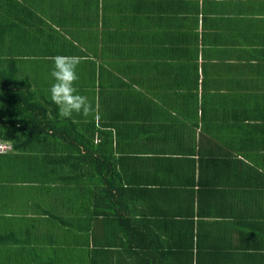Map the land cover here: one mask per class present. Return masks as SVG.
I'll return each mask as SVG.
<instances>
[{
	"label": "crops",
	"instance_id": "0c3cea01",
	"mask_svg": "<svg viewBox=\"0 0 264 264\" xmlns=\"http://www.w3.org/2000/svg\"><path fill=\"white\" fill-rule=\"evenodd\" d=\"M60 1L59 35L0 34V77L35 93L0 97L23 139L0 154V264H264V0ZM55 55L82 57L95 118L60 117Z\"/></svg>",
	"mask_w": 264,
	"mask_h": 264
},
{
	"label": "trees",
	"instance_id": "16d2710c",
	"mask_svg": "<svg viewBox=\"0 0 264 264\" xmlns=\"http://www.w3.org/2000/svg\"><path fill=\"white\" fill-rule=\"evenodd\" d=\"M38 4L37 6V14L27 12L25 9H27L30 5ZM61 1L60 0H0V16H2L1 19L6 21V23H3L0 25V34L6 33V32H19L21 34H25L27 32H30V27L35 26L38 33L41 36H47L49 34L50 36L59 35L58 28H62L64 26V22L56 19L57 14L61 11L60 8ZM17 14V16L20 19H26L29 20L26 24L24 23H10L14 16ZM5 76H7L5 74ZM14 76V75H13ZM12 76V78H13ZM21 78L12 79L10 80L13 84H11L8 81V84L5 85V81L0 77V97H6L7 93H9L8 100L13 105V111L14 113H22L26 112L29 113L32 111V104L34 103V92L32 90L31 82L27 79L20 80ZM3 86H6L9 91H5ZM7 92V93H6ZM3 94V95H1ZM8 112L11 111L10 105L8 106ZM41 110H44L43 108ZM194 116L196 117L195 111L192 109ZM47 112V109L45 108V114ZM46 116V115H45ZM9 122L12 126H15V129L13 130L8 129L7 135H2L3 137H0V142L8 143L13 146L12 151L5 153L10 154L13 152H20L22 149V133L21 129L16 128L17 123L21 121L19 118H14L13 113H9ZM40 117H44L40 115ZM22 119V118H21ZM19 126V125H18ZM20 141H19V140ZM103 182H107L106 189L103 191V199L107 201L110 197H112L114 200H116L117 193L119 192V189H124L125 186H119L117 188L114 187V184H117L121 176H119V173L117 171V165L111 164L105 162L103 164ZM115 176H118L119 178L115 179ZM102 199L103 204L105 201ZM84 201V199H81V203ZM112 210V208H111ZM110 209L105 210L107 212V215L110 216L111 220L115 217V213L111 211ZM127 222H134L130 219H126ZM126 235V232H124Z\"/></svg>",
	"mask_w": 264,
	"mask_h": 264
},
{
	"label": "clouds",
	"instance_id": "9594fccd",
	"mask_svg": "<svg viewBox=\"0 0 264 264\" xmlns=\"http://www.w3.org/2000/svg\"><path fill=\"white\" fill-rule=\"evenodd\" d=\"M53 63L51 77L54 83L49 89L50 99L57 106L59 115L71 119L73 114L85 118L98 115L96 106L75 86L79 80L77 69L82 62L78 55H55L48 57Z\"/></svg>",
	"mask_w": 264,
	"mask_h": 264
},
{
	"label": "built area",
	"instance_id": "2783aa9c",
	"mask_svg": "<svg viewBox=\"0 0 264 264\" xmlns=\"http://www.w3.org/2000/svg\"><path fill=\"white\" fill-rule=\"evenodd\" d=\"M13 146L8 143L0 142V154H5L12 151Z\"/></svg>",
	"mask_w": 264,
	"mask_h": 264
},
{
	"label": "rangeland",
	"instance_id": "374dc122",
	"mask_svg": "<svg viewBox=\"0 0 264 264\" xmlns=\"http://www.w3.org/2000/svg\"><path fill=\"white\" fill-rule=\"evenodd\" d=\"M31 91H33V90H31ZM8 94H9V93H8ZM70 204H71V206H72V205H74V204H75V202H70Z\"/></svg>",
	"mask_w": 264,
	"mask_h": 264
}]
</instances>
